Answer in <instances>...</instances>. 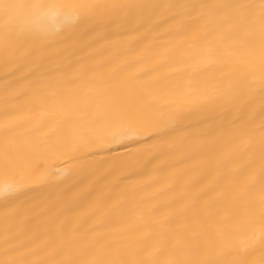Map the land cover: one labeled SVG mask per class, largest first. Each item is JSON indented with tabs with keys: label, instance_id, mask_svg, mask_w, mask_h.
<instances>
[{
	"label": "bare ground",
	"instance_id": "bare-ground-1",
	"mask_svg": "<svg viewBox=\"0 0 264 264\" xmlns=\"http://www.w3.org/2000/svg\"><path fill=\"white\" fill-rule=\"evenodd\" d=\"M15 2L26 4L29 0ZM99 27L106 39L94 43L95 32L85 33L81 44L65 54L63 72H56L57 65L50 63L30 69L19 63L5 67L0 56V149L9 123L23 125L19 131L26 132L43 118L39 131L29 139L56 140L85 132L86 125L101 115L107 92L128 85L137 72H141L139 84H147L158 106L177 120L159 132L150 130L147 135L120 143L93 144L77 153V158L69 161L73 167L70 176L56 185L33 183L31 190L15 202V208L7 210V220L6 209L0 204V242L6 227H16L26 238L42 242L41 238L53 237L64 226L78 228L76 235L84 243L107 236L142 241L150 248L165 222L177 230L190 222V226H199L207 243L223 245L225 237L238 233L231 237L233 243L250 249L249 264H261L264 235L258 227L254 236L246 234L243 227L250 214L258 215L264 194L259 101L254 106L256 131L243 140L221 142L209 150L192 139L207 124H230L234 117L229 107L216 106L203 113L196 109L223 73L240 75L251 70L259 74L258 42L255 48L225 51L230 55L228 62L204 68L202 52L206 48L224 51L231 47L221 44V37L207 29L169 33L167 28L136 32L116 31L103 23ZM145 69L147 72H142ZM123 91L130 102H135L138 87ZM248 144L252 151L244 150ZM57 163L64 167L63 162ZM250 177L255 182L246 187ZM241 190L247 195L237 197ZM185 208L190 210L179 215ZM232 255L224 251L220 258ZM158 258L164 264L170 257L163 252ZM198 258L205 259L207 254L201 252Z\"/></svg>",
	"mask_w": 264,
	"mask_h": 264
},
{
	"label": "snow or ice",
	"instance_id": "snow-or-ice-1",
	"mask_svg": "<svg viewBox=\"0 0 264 264\" xmlns=\"http://www.w3.org/2000/svg\"><path fill=\"white\" fill-rule=\"evenodd\" d=\"M101 23L116 31L167 28L172 33L194 27L207 29L210 34L221 37V44L231 47L224 51L206 48L202 52L204 68L228 62L230 55L225 51L255 48L258 42L259 74L251 70L240 75L223 73L214 90L204 94L203 102L196 109L203 113L216 106L229 107L234 117L230 124L215 127L207 124L192 139L212 150L218 143H232L250 136L256 131L253 128L254 106L258 100L262 117L258 129L260 175L264 179V0H168L163 3L29 0L26 4L0 0V56L5 67L19 63L30 69L33 65L40 67L50 63L57 65L56 72H63L65 54L81 44L85 33L95 32L94 43L106 39L99 27ZM140 80L141 72H137L128 85L113 87L107 92L101 115L87 124L83 133L56 140L29 139L33 132L39 131L43 118L26 132L19 131L23 125H5V142L0 149V204L6 209V220L9 219L7 210L15 208V202L31 190L33 183L56 185L70 176L73 167L69 161H74L77 153L93 144L120 143L147 135L150 130L159 132L176 122L177 117L158 106L151 88L139 84ZM136 87L139 91L135 93V102H130L123 90ZM252 147L248 144L244 150L252 151ZM58 161L63 162V168ZM254 182V177H250L246 187ZM246 195V190L236 193L237 197ZM259 207L258 215L250 214L243 225L246 234L254 236L258 227L264 235V194ZM188 210L185 208L178 214L184 215ZM78 231V228L61 226L53 237L41 238L40 242L37 238H26L16 227H6L5 237L0 242V264H160L158 257L163 252L170 257L164 264H249L250 249L232 241L231 237L238 233L225 237L223 245L207 243L199 226H190V222L180 230L168 227L165 222L150 248L144 247L142 241L107 236L84 243L76 235ZM224 251L234 255L222 259ZM201 252L206 253L207 258H198ZM261 264H264V257Z\"/></svg>",
	"mask_w": 264,
	"mask_h": 264
}]
</instances>
